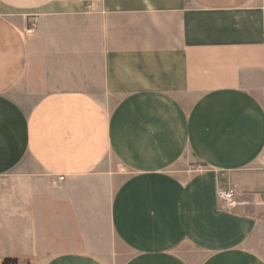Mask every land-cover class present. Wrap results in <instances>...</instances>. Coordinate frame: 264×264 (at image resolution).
<instances>
[{
    "label": "crops",
    "instance_id": "obj_1",
    "mask_svg": "<svg viewBox=\"0 0 264 264\" xmlns=\"http://www.w3.org/2000/svg\"><path fill=\"white\" fill-rule=\"evenodd\" d=\"M260 158L264 0H0V261L264 264Z\"/></svg>",
    "mask_w": 264,
    "mask_h": 264
},
{
    "label": "built area",
    "instance_id": "obj_2",
    "mask_svg": "<svg viewBox=\"0 0 264 264\" xmlns=\"http://www.w3.org/2000/svg\"><path fill=\"white\" fill-rule=\"evenodd\" d=\"M59 179H62V177H60ZM217 196L224 203L226 207H233L236 205L234 192L232 190H225L222 188H218Z\"/></svg>",
    "mask_w": 264,
    "mask_h": 264
},
{
    "label": "rangeland",
    "instance_id": "obj_3",
    "mask_svg": "<svg viewBox=\"0 0 264 264\" xmlns=\"http://www.w3.org/2000/svg\"><path fill=\"white\" fill-rule=\"evenodd\" d=\"M258 163L264 166V158H260L258 160ZM120 251L121 253L118 255L116 261L113 264H120L121 261L125 258V256H127V252H125V250L120 249ZM9 264H32V263L30 261H27L26 259L19 260V259L9 258Z\"/></svg>",
    "mask_w": 264,
    "mask_h": 264
},
{
    "label": "bare ground",
    "instance_id": "obj_4",
    "mask_svg": "<svg viewBox=\"0 0 264 264\" xmlns=\"http://www.w3.org/2000/svg\"><path fill=\"white\" fill-rule=\"evenodd\" d=\"M1 264H9V258H5L3 261H0Z\"/></svg>",
    "mask_w": 264,
    "mask_h": 264
}]
</instances>
